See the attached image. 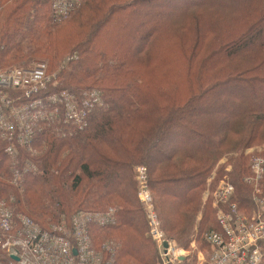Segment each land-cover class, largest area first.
Instances as JSON below:
<instances>
[{
	"label": "trees",
	"instance_id": "16d2710c",
	"mask_svg": "<svg viewBox=\"0 0 264 264\" xmlns=\"http://www.w3.org/2000/svg\"><path fill=\"white\" fill-rule=\"evenodd\" d=\"M38 58L55 69L60 89H97L104 104L82 129L34 138L40 151L22 161L40 173L26 180L18 211L46 226L75 207L115 205L117 221L93 226V243H118L112 264H154L136 198L137 165L148 171L166 234L185 249L191 236L202 240L206 260V236L220 230L212 206L218 181L227 175L241 211L254 209L243 179L251 155L243 151L264 145V0H83L60 22L48 0H0V67ZM222 156L227 164L217 167L202 207L206 178Z\"/></svg>",
	"mask_w": 264,
	"mask_h": 264
},
{
	"label": "built area",
	"instance_id": "2783aa9c",
	"mask_svg": "<svg viewBox=\"0 0 264 264\" xmlns=\"http://www.w3.org/2000/svg\"><path fill=\"white\" fill-rule=\"evenodd\" d=\"M81 1L48 0L53 19H63ZM56 79V73L48 74L44 61L0 70V137L7 144L5 152L11 156L14 183L24 172L35 170L33 163L26 162L22 169L15 163L19 146L34 152V138L41 132L43 124L58 118L75 129H82L92 110L104 104L97 89L75 93L60 89ZM263 164L261 156H251V173L243 178L252 187L254 209L251 213L241 211L234 200L235 187L227 175L218 181L212 193V206L220 230L211 231L206 236L210 246L206 264H259L264 257V192L259 186L264 173ZM136 169L138 195L146 205L149 234L157 244L160 264H179L182 250L164 237L152 196L147 190L146 169L143 166ZM229 169L227 166L226 170ZM214 176L215 172H212L208 178L204 201ZM16 202L14 196L0 197V264L113 263L115 246L106 241L96 246L92 227L114 224L118 219L117 209L77 210L67 219L42 226L18 211Z\"/></svg>",
	"mask_w": 264,
	"mask_h": 264
},
{
	"label": "rangeland",
	"instance_id": "374dc122",
	"mask_svg": "<svg viewBox=\"0 0 264 264\" xmlns=\"http://www.w3.org/2000/svg\"><path fill=\"white\" fill-rule=\"evenodd\" d=\"M83 2V0L71 11V12H73L75 9H77L79 6H80V4ZM70 12V13H71ZM51 13V12H50ZM70 13H68L64 18H66ZM51 17H52V15H51ZM63 18V19H64ZM52 19H53V17H52ZM63 19H61V20H63ZM61 20H59V21H56V20H54L53 19V21H55V22H60ZM69 22H70V20H68L67 19V21L66 22H64V23H59L60 25H68L69 24ZM133 30V28H127V27H124V28H122L121 29V31L122 32H129V31H132ZM66 57V56H65ZM70 57L68 56V57H66V58H64L62 61H61V63L60 64H62V65H65V63H66V61L69 59ZM36 61H44L46 64H47V72H48V74H52V73H56V71H55V69H51V70H48V61L46 60V59H42V58H38V59H32V60H22V61H20V62H18V63H16V64H14V65H11V66H7V67H0V70H8V69H11V68H14V67H27V66H31L34 62H36ZM57 74V73H56ZM57 81H59V78L57 77V79H56ZM59 86H60V84H59ZM60 88V87H59ZM91 88H88V89H85V90H83V91H81V92H84V91H89ZM54 90H56V89H51V91H54ZM67 90V89H66ZM69 91V90H68ZM76 93H80V91H78V92H76ZM99 107H102V106H99ZM98 107V108H99ZM96 109H97V107H95ZM94 108V109H95ZM93 109V110H94ZM95 109V110H96ZM58 113H60V110L58 111ZM61 120H59L58 118L57 119H54L52 122H50L49 124H43L44 126H42L41 127V129H40V131L41 132H47V133H52L53 135H55V136H57V137H64L65 135H68V134H70L71 133V131L73 130V129H75V128H73L71 125H68V124H65V123H63L62 121L60 122ZM40 133V132H39ZM38 133V134H39ZM37 134V135H38ZM1 141H3V142H5L4 141V139H1V137H0V142ZM7 145V144H6ZM6 145L4 146V151H5V147H6ZM33 149H34V152L33 151H30V150H28L26 147H22V146H19L18 147V155H17V157H18V160H17V162L15 163L16 164V166L18 167V168H20V169H22V168H24L25 166H26V162H30V159L29 158H27L26 157V159L24 160V162L22 161V156L25 158V156H26V153H28V154H30V153H37V149L40 151V149L39 148H35V147H33ZM47 148H46V145L44 144V146H43V151L44 150H46ZM248 150V152H250L249 154L251 155V156H253V155H259V156H261L260 155V153H262V151L264 150V145H260V146H255V147H251V148H246V149H244V151H243V153H245V154H247L248 152H246ZM7 155H8V153H7ZM230 155V154H229ZM229 155H224V156H229ZM226 157V158H227ZM262 157V156H261ZM8 158H9V160H7L8 162L7 163H4L5 164V169H6V171H5V174H3L2 173V169H1V167H0V181H1V183H0V193H4V194H7V195H5V196H14L15 198H16V201H18V206H20V205H24L25 203H24V195L26 194V191L28 190V188L29 187H25V184H26V180L27 181H29V179H30V174H32V175H36L37 173L39 174L40 173V169H38V167L36 166V164H34V166H35V170L33 171V172H29L28 171V173H25L24 172V174L20 177V179L16 182V183H14L13 181H12V178H13V175H12V173H11V168H10V160H11V156L10 155H8ZM226 158L225 157H223L222 156V158L217 162V164H216V166H214V169L212 170V172H216V170H217V167L218 166H221V165H223L224 163H225V165L227 164L226 163ZM31 163V162H30ZM7 165V166H6ZM142 165H139V167H141ZM228 166H230V165H228ZM138 167V165L135 167V171H134V177H133V179H134V182H135V186H136V198H137V200H138V202H139V204H140V206H141V208H142V211H143V213H144V218H145V223H146V230H145V236L147 237V238H149L150 239V242H151V244L153 243V245H154V247H155V251H156V253H157V257H158V261H157V263H154V264H160L161 263V260H160V257H159V250H158V247H157V244L154 242V240L152 239V237L150 236V234H149V226H148V218H147V214H146V205L144 204V203H142L141 202V200H140V198H139V195H138V193H139V190H138V186H139V183H138V171H137V168ZM144 167V166H143ZM231 167V166H230ZM40 168V167H39ZM145 168V167H144ZM146 169V168H145ZM226 170V169H225ZM146 172H147V174H146V182H147V190L149 191V193L151 194V196H152V200H153V207H154V211L156 212V214H157V217H158V220H159V224L161 225V230L163 231V233H164V237H165V239H167V240H171L172 242H174L175 243V245H176V247L177 248H179V249H181L182 251L180 252L181 254V257H182V260H180V263L179 264H206V256H205V254H204V246H202V245H204V243H203V241L201 240L199 243H198V240L197 241H195V236L193 237V236H191V240L189 241V243H188V248L187 249H185L183 246H181L179 243H177V241L174 239V238H171V237H169L167 234H166V232L164 231V229L162 228V223H161V220H160V218H159V216H158V213H157V211H156V209H155V199H154V193L152 192V190H151V188H150V184H149V176H148V171H147V169H146ZM212 172L210 173V175L212 174ZM210 175L206 178V186H205V189H204V191L206 190V188L208 187V178L210 177ZM215 177V176H214ZM213 180V179H212ZM212 180H211V182H212ZM8 183L11 187H12V189L15 191V192H12V191H7V185L5 184V183ZM211 182H210V184H211ZM259 186H261V187H263V188H261L262 189V191L264 192V185L262 186V185H259ZM209 187H210V185H209ZM204 191H203V194H202V207H203V205L205 204V201H204ZM261 191V192H262ZM262 192V193H263ZM9 193V194H8ZM16 204H17V202H16ZM109 207H113V208H115V209H117L116 207H115V205H109L108 207H106L105 209H107V208H109ZM76 209H77V207H75ZM75 208H73L72 209V211H69V212H66V211H64V212H61L60 214H58L57 216H60V219L62 220V219H67V217L69 216H71V214H73L75 211H77V210H85V211H89V210H87V209H75ZM105 209H102V211H104ZM99 211H101V210H99ZM247 212V211H246ZM252 212V211H251ZM251 212H247V213H251ZM201 213H202V211L200 210L198 213H197V215H196V222H197V220L201 217ZM44 221H53L52 220V218L51 217H47V218H45V220ZM59 222V221H58ZM50 223H52V222H50ZM53 223H55L54 221H53ZM48 225V224H47ZM194 229H195V227H194ZM106 234V233H105ZM105 241L106 242H108V243H112L114 246H116V248H117V246H118V243L114 240V239H105ZM104 241V242H105ZM103 243V242H102ZM101 243V244H102ZM100 244V245H101ZM100 245H96V246H100ZM152 245V246H153Z\"/></svg>",
	"mask_w": 264,
	"mask_h": 264
},
{
	"label": "water",
	"instance_id": "95a60500",
	"mask_svg": "<svg viewBox=\"0 0 264 264\" xmlns=\"http://www.w3.org/2000/svg\"><path fill=\"white\" fill-rule=\"evenodd\" d=\"M164 244V246H166V243H163Z\"/></svg>",
	"mask_w": 264,
	"mask_h": 264
},
{
	"label": "crops",
	"instance_id": "0c3cea01",
	"mask_svg": "<svg viewBox=\"0 0 264 264\" xmlns=\"http://www.w3.org/2000/svg\"><path fill=\"white\" fill-rule=\"evenodd\" d=\"M180 258H182V257H180Z\"/></svg>",
	"mask_w": 264,
	"mask_h": 264
}]
</instances>
